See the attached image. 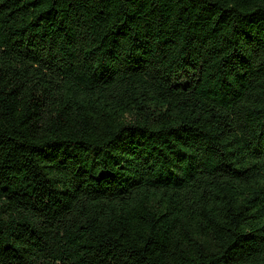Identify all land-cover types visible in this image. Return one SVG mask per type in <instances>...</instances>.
I'll return each mask as SVG.
<instances>
[{
	"label": "trees",
	"instance_id": "1",
	"mask_svg": "<svg viewBox=\"0 0 264 264\" xmlns=\"http://www.w3.org/2000/svg\"><path fill=\"white\" fill-rule=\"evenodd\" d=\"M0 264H264V0H0Z\"/></svg>",
	"mask_w": 264,
	"mask_h": 264
}]
</instances>
